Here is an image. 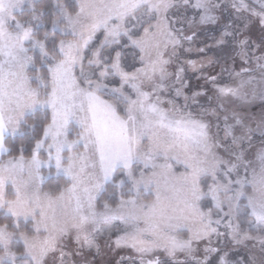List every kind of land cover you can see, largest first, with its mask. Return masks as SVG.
Segmentation results:
<instances>
[{
    "label": "snow or ice",
    "instance_id": "obj_1",
    "mask_svg": "<svg viewBox=\"0 0 264 264\" xmlns=\"http://www.w3.org/2000/svg\"><path fill=\"white\" fill-rule=\"evenodd\" d=\"M0 264H264V0H0Z\"/></svg>",
    "mask_w": 264,
    "mask_h": 264
}]
</instances>
